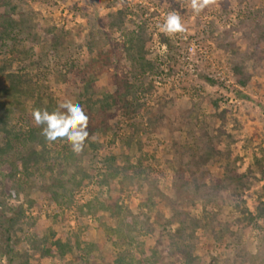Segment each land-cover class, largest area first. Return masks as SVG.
<instances>
[{
    "label": "rangeland",
    "instance_id": "374dc122",
    "mask_svg": "<svg viewBox=\"0 0 264 264\" xmlns=\"http://www.w3.org/2000/svg\"><path fill=\"white\" fill-rule=\"evenodd\" d=\"M24 1L35 13V21L40 27L48 23L70 29L76 35L79 30L86 34L94 26L104 38L109 31L102 17L111 10L125 6L132 8L135 14L131 17L136 23L147 21L152 34L147 47L150 59L159 70L145 74V80L140 75L138 84L142 83L144 89L148 82L152 86L138 93L139 101L144 105L136 115L118 102L105 109L98 104L82 105L89 116L87 131H93L89 132L87 140L98 143L99 147L93 150L85 143L79 155L70 154L71 149L66 150L59 159L62 170L57 161L51 163V169L41 164L40 171L31 177L21 173L14 176L11 188L7 190L5 174L17 161V156L26 154L27 149L16 145L12 150L0 153V264H116L115 259L122 254L144 259L141 264H181V258L168 250L164 237L165 232L177 227L176 222L163 225L174 210L195 216H201L204 210L213 213L216 216L214 225L219 231L229 224V231L219 240H215L208 230L196 231L195 254L202 259V264H261L258 255L246 257L244 262L236 255L239 249H245L247 256L258 253V237L264 231V219H257L259 227L255 229L235 223L239 212L229 201L228 190L214 185L215 179L222 176L223 167L208 164L197 169L193 161L202 151L196 142L203 129L213 136L221 124L219 119L210 116L214 113L211 100H217L219 110L224 111V130L231 135L230 138L224 136L219 147L222 151L227 148L232 151L230 162L238 173L250 174L248 167L253 162V154L260 155L261 149L264 152V0H216L199 14L191 9L190 0ZM2 3L0 0V22L6 15ZM173 10L180 14L186 31L167 35L176 46L168 52L159 41L158 25ZM110 35L119 45L115 54L110 53L112 59L98 62L103 71L97 76V85L101 90L109 87L114 92L121 78L130 74V69L120 49L121 35L118 32H110ZM31 38L14 45L9 39L3 43L0 36V65L9 56L11 48L25 47L28 55L22 54L23 59L14 60L8 70L26 71L34 83L37 80L55 99L56 106L64 100L74 103L83 100L79 78L55 77L50 61H46L45 66L43 62L30 66L43 55V47ZM215 38L222 39L228 49L218 45ZM73 57L79 59L80 55ZM235 60L250 75L245 86L239 84L232 71ZM59 68L65 72L63 65ZM6 85L4 83V87ZM33 101L27 94L3 92L0 113L11 108L9 126L25 128L32 121ZM164 101L167 104L161 107L159 104ZM149 106L154 107L157 118L154 127L146 126L145 110ZM192 107L197 110L196 117L193 116V121L197 122L194 125L186 120L187 110ZM138 122L142 123L137 133L141 139L140 152L135 151V145L128 149L122 143L132 131L130 123ZM112 153L116 154V164L130 165L129 176L138 169L137 157L142 155L141 166L149 167L150 171L140 179L139 188L135 187V190L129 185L121 189L119 181L125 178L123 174L107 177V182L101 183L105 173L101 161ZM125 153H129L130 164ZM253 175L259 179L239 200L249 211H254L255 200L264 185V174H250ZM247 177L251 181L249 175ZM54 191L62 193L64 200L72 198V202L58 207L52 198ZM114 200L124 210L128 209L130 216H136L134 230L127 229L124 222H117L111 218L110 211L100 207L99 203L108 205ZM219 202L223 203L220 205ZM85 203L90 205L83 206V213H80L79 208ZM17 210L22 215L11 227L10 219L16 217ZM55 214H58L56 219L53 218ZM143 214L149 219L146 220ZM152 224L154 227L149 230ZM49 229L56 231L63 241L68 238L74 243L77 237L80 250L37 261L29 240L35 234L42 237ZM119 230L123 233L120 239ZM151 250L156 251V257L151 256Z\"/></svg>",
    "mask_w": 264,
    "mask_h": 264
},
{
    "label": "trees",
    "instance_id": "16d2710c",
    "mask_svg": "<svg viewBox=\"0 0 264 264\" xmlns=\"http://www.w3.org/2000/svg\"><path fill=\"white\" fill-rule=\"evenodd\" d=\"M2 5L5 8L6 15L0 22V36L3 39V43L6 40H11L14 45L20 44L22 41L30 40L38 41L43 47V55L39 57L35 63L31 62L30 66L34 67L38 64H43L46 61L51 62V67L55 77L67 78L69 76H75L79 78V82L82 83V96L83 100H79L81 105H96L100 108H109L111 104L118 102L124 108L132 111L135 115L138 114L143 107L144 103H140L138 93L140 91H147L151 88L149 83L147 88L142 87V83H137L141 77L145 80V74L158 72L159 66L150 59V51L148 43L152 39V34L148 30L146 19L136 23L131 17L135 14V11L130 7H122L115 11H109L102 18L103 24L106 26L107 33L104 38L99 31L96 32L95 27L89 28L86 34L82 31H78L75 35L70 29L64 27H57L56 25L46 24L44 27H40L38 22L35 21V13L28 9L24 0H3ZM41 32V34L39 33ZM110 32H118L122 41L120 43V49L123 52L125 60L129 64L130 74L124 75L121 78V83L117 85L114 92L110 91L109 87L101 90L97 85V76L103 71L98 65V62L112 59L110 53H116V46L119 43L113 40ZM218 45L224 49H228L223 44L222 39L215 38ZM159 41L165 46L166 51H171L176 48L172 40L164 33H159ZM17 42V43H16ZM9 56L0 65V95L5 92L7 94L19 95L27 94L29 97H33V108H47L52 111L56 108L55 99L48 95L46 89L40 85L37 80L34 83V79L29 76L26 71L12 72L7 69L14 60L23 59L22 54L28 55V50L25 47L22 49L14 46L11 48ZM167 52V53H168ZM79 56L77 59L73 56ZM22 56V57H21ZM80 60V61H79ZM63 65L65 72L59 68V65ZM45 66V64H44ZM23 68V67H22ZM24 70V69H23ZM232 71L236 80L240 85L245 86L250 80V75L245 70L244 66L237 60L232 62ZM172 73V70H170ZM4 83L7 84L4 87ZM35 84V85H34ZM99 94L101 97H99ZM167 103L161 102V107ZM214 113L210 116L214 119L221 121L218 126L216 135H209L206 128L203 129L201 138L196 142V146L201 147L202 151L198 157L193 161V165L197 169H203L208 164L218 165L223 167V174L220 178L215 179L214 185L221 187L220 189H227L229 194V201L233 205L236 211L239 212V216L234 219V222L240 225H245L251 228H258L259 225L256 222L257 219H264V185L261 187L262 191L257 195L254 203V211L239 203L241 195L249 188V186L257 181L259 178L250 174L259 172L264 174V152L261 149L260 155L253 154V162L248 167V174L251 181L248 180L246 173H238L237 170L231 165L232 151L227 148L225 151L220 149L222 138L227 136L231 137L229 133L224 130L225 126V114L224 111H220V105L217 100H211ZM192 107L187 110L186 120L188 123L196 124L193 116L196 117L197 110ZM154 107H147L146 113V126L154 127L157 123V118L153 113ZM11 115V108H5L3 113H0V153H6L12 150L16 145L26 147L27 153L17 156V161L10 166L9 172L5 174L7 181L6 189L11 188V180L14 176L21 173L26 177H31L34 173L39 172L41 164L50 168L53 161H57L59 170L63 167L60 162V157L65 154L66 150L70 149L64 141L50 143L46 142L44 137L40 134L41 129L36 127L32 121H29L25 128L10 127L9 118ZM185 120V121H186ZM132 124V131L129 135L124 137L122 143L126 144L128 149H131L135 145V151H141V139L137 137V133L142 126L141 122L130 123ZM93 132V131H88ZM90 148L93 150L98 149L99 145L96 142L86 140ZM58 146L60 149H56ZM72 154V151H70ZM124 155V153L122 152ZM129 163V153H125ZM94 157V153L91 154V159ZM116 154H107L102 159V164L105 167V173L102 176L101 183L107 182V177L114 178L119 174L124 175V179L119 181L122 184L121 189L126 186H133L134 188L140 186V179L144 177L145 173H149L150 168L142 167V155L137 157L138 169L135 170L131 176L128 174L130 165L120 166L116 164ZM130 164V163H129ZM131 168H133L131 166ZM204 172L203 170H201ZM129 176V178H128ZM128 178V179H127ZM8 183V184H7ZM135 188V190H136ZM63 194L54 191L53 200L61 207L62 203L69 205L72 202V198L64 200ZM151 202V201H150ZM234 202V204H233ZM223 202H219L221 205ZM100 207L104 210L110 211L111 218H114L117 222L125 223L127 229L134 230L136 228V216H130L128 209L124 210L117 200L112 201L108 205L99 203ZM152 204V203H150ZM89 203H85L79 208V212L83 213V206L89 207ZM127 210V211H126ZM126 211V212H124ZM16 217L11 218V227L17 224L22 212L17 210ZM128 213V214H127ZM148 220V216L142 215ZM54 219L58 218V214L53 216ZM136 220H135V219ZM158 218V216H156ZM216 216L213 213H209L204 210L201 216H195L189 212H177L173 211L171 218L165 219L163 225H170L176 222L177 227L174 231H166L163 227L165 240L167 242V248L173 254H177L181 258V264H202V259L195 254V234L198 229H205L210 232L215 240L222 239L224 235L229 231V224L225 225L222 230H216L214 220ZM145 223V222H144ZM157 223V221H156ZM150 224V223H148ZM153 224L149 225V230L153 229ZM75 233V232H74ZM122 231L119 230V239L121 238ZM76 235V234H75ZM260 250L256 254L247 256L245 249H239L236 256L242 258V262L246 261V257L251 258L257 256L258 261L264 264V231L260 233L259 237ZM30 248L33 252V257L37 261L42 262L44 259H50L55 256L63 257L67 253L77 252L80 250V241L77 237L72 243L68 238L63 241L61 236L56 235V231L53 229L46 230L42 237H38L36 234L30 238ZM117 244V243H114ZM119 245V244H118ZM151 256L156 257L155 250H151ZM142 255L145 252L141 249ZM244 259V260H243ZM144 259L138 258L136 255L122 254L115 259L116 264H141Z\"/></svg>",
    "mask_w": 264,
    "mask_h": 264
},
{
    "label": "clouds",
    "instance_id": "9594fccd",
    "mask_svg": "<svg viewBox=\"0 0 264 264\" xmlns=\"http://www.w3.org/2000/svg\"><path fill=\"white\" fill-rule=\"evenodd\" d=\"M215 2L216 0H190V7L194 13L199 14ZM158 28L160 32L169 36L186 31L180 14L174 10L164 16L163 23L159 24ZM31 116L34 125L41 129L40 134L46 142L64 141L70 145L74 154L79 155L83 152L85 141L89 137L87 131L89 116L80 103L64 100L52 111L34 107Z\"/></svg>",
    "mask_w": 264,
    "mask_h": 264
}]
</instances>
